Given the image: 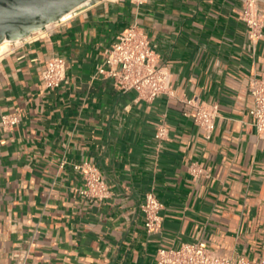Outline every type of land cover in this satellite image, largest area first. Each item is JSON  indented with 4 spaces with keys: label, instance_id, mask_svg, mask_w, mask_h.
Masks as SVG:
<instances>
[{
    "label": "crops",
    "instance_id": "obj_1",
    "mask_svg": "<svg viewBox=\"0 0 264 264\" xmlns=\"http://www.w3.org/2000/svg\"><path fill=\"white\" fill-rule=\"evenodd\" d=\"M244 4L94 0L11 45L0 62V122L20 120L0 124V264H157L160 248L195 241L264 258V133L249 113V82L264 80V28L253 44ZM132 23L171 71L170 93L152 101L95 77ZM56 55L68 68L51 89L42 73ZM188 100L219 106L210 138ZM161 123L169 131L157 140ZM85 162L104 177L103 200L82 193L75 166ZM193 165L204 173L194 176ZM149 192L163 205L153 234L141 210Z\"/></svg>",
    "mask_w": 264,
    "mask_h": 264
},
{
    "label": "built area",
    "instance_id": "obj_2",
    "mask_svg": "<svg viewBox=\"0 0 264 264\" xmlns=\"http://www.w3.org/2000/svg\"><path fill=\"white\" fill-rule=\"evenodd\" d=\"M131 1L136 5H142L147 0ZM258 3L259 0H245L240 12V19L247 25L248 35L253 44L259 41L264 28V12ZM64 20L63 18L48 25L44 30H50ZM9 51L0 54V62ZM67 68L68 63L64 57L56 55L49 58L42 73L45 86L51 89L59 87L66 78ZM95 77L111 78L116 87L122 90H134L139 98L147 101L170 93L171 71L158 61L147 33L138 23L130 24L119 33L116 41L107 49L105 60L97 66ZM249 92L253 103L249 111L253 125L258 133H264V80L252 78L249 82ZM186 103L194 106L190 115L205 131L207 138H210L219 117V106L197 103V100H188ZM19 120L18 113H8L1 116L0 124L7 130L14 127ZM168 131L165 123L159 124L155 134L156 139H165ZM75 169L80 171L85 179L83 194L95 200H103L108 196L109 188L98 168L85 162L76 165ZM191 173L197 177L203 174L204 170L200 166L193 165ZM141 210L145 217L147 233L153 234L159 231L163 221V205L155 193L146 194ZM157 264H264V258L242 256L235 259L210 248L204 241H195L184 243L179 248H160L157 252Z\"/></svg>",
    "mask_w": 264,
    "mask_h": 264
},
{
    "label": "water",
    "instance_id": "obj_3",
    "mask_svg": "<svg viewBox=\"0 0 264 264\" xmlns=\"http://www.w3.org/2000/svg\"><path fill=\"white\" fill-rule=\"evenodd\" d=\"M94 0H0V44L27 39Z\"/></svg>",
    "mask_w": 264,
    "mask_h": 264
},
{
    "label": "bare ground",
    "instance_id": "obj_4",
    "mask_svg": "<svg viewBox=\"0 0 264 264\" xmlns=\"http://www.w3.org/2000/svg\"><path fill=\"white\" fill-rule=\"evenodd\" d=\"M86 7V6H85ZM88 7V6H87ZM77 11V10H76ZM75 11H72V12H70V13H68L65 17H64V19H68L73 13H74ZM75 14V13H74ZM73 16V15H72ZM43 33V32H42ZM19 44V43H18ZM11 44H10V42L9 41H4L3 43H1L0 44V54H4L5 52H7L10 48H11V46H10Z\"/></svg>",
    "mask_w": 264,
    "mask_h": 264
}]
</instances>
